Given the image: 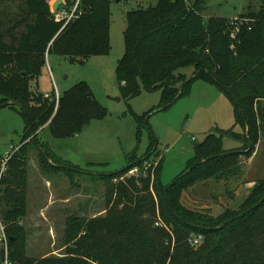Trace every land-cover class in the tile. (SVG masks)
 Segmentation results:
<instances>
[{
  "label": "trees",
  "instance_id": "obj_1",
  "mask_svg": "<svg viewBox=\"0 0 264 264\" xmlns=\"http://www.w3.org/2000/svg\"><path fill=\"white\" fill-rule=\"evenodd\" d=\"M24 1L26 21L18 34L7 28L13 14L0 3V108H17L25 123L21 146L9 156L0 178V223L9 260L13 264H264V200L260 203L264 174L243 201L216 216L179 202L180 195L198 183L241 176L240 160H249L261 142L264 156V1L234 20L204 18L206 0H156L125 13L124 53L115 70L121 97L135 98L140 86L146 92L158 91V110L178 93L188 94L193 81L202 80L232 97L235 124L242 131L216 128L193 144L185 170L167 187L160 182L164 157L144 174L128 175L144 161L133 152L122 170L97 177L104 187L103 213L67 216L63 253L40 258L27 256V231L19 223L27 211L30 153L36 151L42 171L72 166L40 140L39 131L47 129L53 139H68L107 112L85 82L63 92L57 106L40 93L35 96L30 82L47 54L79 63L107 55L112 0H80L77 18L65 27V19L53 18L54 0ZM74 3L63 0L58 9L69 11ZM185 68L193 70L194 78L179 90L187 80L180 72ZM134 117L139 140L140 130L148 126L147 115ZM224 136L240 142V147L224 150ZM155 144L150 137L144 162L158 153ZM193 235L203 238L197 247L188 243ZM3 256L0 245V260Z\"/></svg>",
  "mask_w": 264,
  "mask_h": 264
},
{
  "label": "rangeland",
  "instance_id": "obj_2",
  "mask_svg": "<svg viewBox=\"0 0 264 264\" xmlns=\"http://www.w3.org/2000/svg\"><path fill=\"white\" fill-rule=\"evenodd\" d=\"M263 1L206 0L203 16L234 20L248 9L257 10ZM155 2L112 0L108 54L90 57L83 63L47 54L39 74L30 82L34 95L40 93L43 97L54 93L60 96L76 83L85 82L107 115L102 120L90 122L79 134L68 139H53L47 129L39 131L40 140L48 143L56 156L72 167L42 171L38 166L36 151L30 153L27 164V211L25 217L19 220L27 231L26 253L29 257L62 254L65 218L73 213L86 218L102 214L104 187L97 177L122 170L133 152L145 161L144 154L150 137L156 139L155 151L158 150V153L151 155L128 175L144 174L148 166L154 167L164 157L160 182L163 187H167L185 170L187 161L192 157L193 144L201 143L216 128L242 131L235 124L234 106L226 93L202 80L193 81L188 94L165 109L156 110L160 104V92H146L142 86L135 98L125 101L121 97L115 70L124 53L125 13L136 7L146 8ZM0 3H3L2 7L7 5L8 11L13 14L7 28L12 27L14 33H20L26 21L25 1L0 0ZM180 72L189 79L193 70L185 68ZM144 114L147 115L148 126L142 127L137 140L134 116ZM24 124L17 108H0V161L11 156L21 146ZM240 145V142L228 136L223 137L224 150L237 149ZM240 161L241 176L198 183L180 195V204L216 216L225 207L232 208L243 201L254 182L264 174L262 142L255 147L250 160Z\"/></svg>",
  "mask_w": 264,
  "mask_h": 264
},
{
  "label": "built area",
  "instance_id": "obj_3",
  "mask_svg": "<svg viewBox=\"0 0 264 264\" xmlns=\"http://www.w3.org/2000/svg\"><path fill=\"white\" fill-rule=\"evenodd\" d=\"M79 4H80V0H75V3L73 5V7L67 11L65 9L61 10L60 12H53L54 14L57 13L56 17H55V20H63L65 19V24H64V27L66 26V24L71 21V20H74L77 18L78 16V10H79ZM44 98H46L47 100H50L52 102L55 103V106L58 105V102H59V95L57 93H54L53 95H45ZM9 159V156L6 157L5 159L1 160L0 161V178L3 174V172L5 171V168H6V163ZM136 170V169H135ZM157 226L159 224H156ZM202 236L201 235H193L189 238L188 240V243L191 247H197L201 244L202 242ZM0 245L2 246L3 250H4V256H3V259L0 260V264H13L8 256H7V251H8V242H7V237L3 231V227L0 223Z\"/></svg>",
  "mask_w": 264,
  "mask_h": 264
},
{
  "label": "water",
  "instance_id": "obj_4",
  "mask_svg": "<svg viewBox=\"0 0 264 264\" xmlns=\"http://www.w3.org/2000/svg\"><path fill=\"white\" fill-rule=\"evenodd\" d=\"M62 3H63V0H54L53 3H52V5H51V10H52L53 12H55V11L58 9V7H59ZM22 76H24V74H22ZM193 78H194V76H192L191 78L187 79L184 83H182V84L179 86V90H181L182 87H183L186 83H188V82H190L191 80H193ZM180 97H181V95H180V93H178L177 96L171 101V103H170L168 106H171V105L175 104V103L180 99ZM229 97H230V100L232 101V103L236 106V103H235V101L232 99V97H231V96H229ZM168 106L164 107L163 109L167 108ZM251 147H252V145L249 144V149H251ZM263 200H264V197L261 199L260 203H261ZM255 207H256V205H255L253 208H255Z\"/></svg>",
  "mask_w": 264,
  "mask_h": 264
},
{
  "label": "crops",
  "instance_id": "obj_5",
  "mask_svg": "<svg viewBox=\"0 0 264 264\" xmlns=\"http://www.w3.org/2000/svg\"><path fill=\"white\" fill-rule=\"evenodd\" d=\"M250 159H251V158H250ZM250 159H249V160H250ZM247 185H250V184H247ZM67 200H68V199H67ZM67 200H64V201L62 200V202H66Z\"/></svg>",
  "mask_w": 264,
  "mask_h": 264
}]
</instances>
